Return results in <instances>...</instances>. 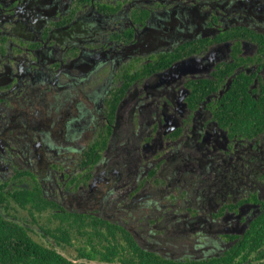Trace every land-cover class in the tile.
Masks as SVG:
<instances>
[{"label":"flooded vegetation","instance_id":"1","mask_svg":"<svg viewBox=\"0 0 264 264\" xmlns=\"http://www.w3.org/2000/svg\"><path fill=\"white\" fill-rule=\"evenodd\" d=\"M241 30L264 38V0H0V192H39L51 206L25 209L51 213L57 226L34 228L32 216L2 209L3 218L54 248L77 237L76 252L114 225L161 256L142 241L157 232L147 227L140 240L126 228L128 202L150 205L139 192L151 181L169 195L141 219L210 222L218 250L161 257L223 255L264 212V134L230 136L213 118L231 79L218 67L238 64L236 74L256 75L250 91L264 88V54ZM221 76L228 81L196 100L191 81ZM124 108L134 133L122 132ZM167 171L178 184L161 183ZM198 185L207 192L192 205L187 187ZM58 230L70 245L52 239Z\"/></svg>","mask_w":264,"mask_h":264},{"label":"trees","instance_id":"2","mask_svg":"<svg viewBox=\"0 0 264 264\" xmlns=\"http://www.w3.org/2000/svg\"><path fill=\"white\" fill-rule=\"evenodd\" d=\"M258 47V55L264 54V38L247 30H241ZM262 65V63H257ZM239 65L227 69L218 67L217 71L231 76L230 83L213 109L214 120L230 136L253 138L264 134V88L262 92L250 91V84L256 75L245 72L235 73ZM219 77L210 80L191 81L190 87L196 90L195 98L201 101L218 89L220 83L228 78ZM118 94L112 104L111 117L114 116ZM0 192V264H260L264 260V212L253 220L244 234L238 238L223 255L200 261H172L142 249L131 234L121 227L110 225V237L100 234L87 235L86 248L79 249L74 259L65 257L52 246H44L35 241L24 227L5 220L1 210L7 209L8 200L25 209L33 206L41 211L46 202L39 192L21 191L9 196ZM7 203V204H5ZM44 203V204H43ZM99 221L100 220H96ZM52 234V239L69 244L68 236L62 231ZM99 246H98V245Z\"/></svg>","mask_w":264,"mask_h":264},{"label":"rangeland","instance_id":"3","mask_svg":"<svg viewBox=\"0 0 264 264\" xmlns=\"http://www.w3.org/2000/svg\"><path fill=\"white\" fill-rule=\"evenodd\" d=\"M128 103V102H127ZM127 108H130L129 105L126 106ZM136 114V113H135ZM120 118L122 122V132L125 131L128 133L130 130L131 132H135L138 130L137 126H133L134 123L132 118H129L128 109L124 108L123 111L120 112ZM136 125V124H135ZM121 134V132L119 133ZM118 140V139H117ZM116 140V141H117ZM260 144L264 149V138L260 139ZM117 146L116 142L115 145ZM113 148V145H112ZM167 167V166H166ZM163 173V171H162ZM173 175V172H166L164 174V177L161 180V183H165V180L169 181L170 183H176L173 180H171V176ZM174 177H179L177 174ZM182 176L180 175V178ZM190 181V180H189ZM180 184L187 183L184 178H181ZM189 186L187 187L189 190L188 196L193 199L192 205L196 204V199L204 198L207 191L206 186L204 185H198L196 186L197 189L194 191L196 187ZM160 188L157 187L155 182H149L144 188L139 192L140 195L143 193H148L147 199H152V201H148L151 206L153 207H159L160 200H162L163 195L166 193L160 192ZM192 189V190H191ZM163 190V189H160ZM169 191V190H168ZM167 191V192H168ZM175 192H171V196L174 195ZM166 195H169L166 194ZM163 201V200H162ZM164 203V202H163ZM191 204H188V206L193 207ZM128 207L126 208L127 212L130 213L133 217L130 218V223L126 225V228L132 231L140 240L141 235L144 237L147 236V233L145 229L152 228V231L157 232V234L154 233L153 237L148 238L144 241V243L149 244V247L154 250L156 253L160 254L161 256L167 257V258H183V257H195V256H201L209 255V254H215L218 252L217 248L213 246V240L210 238L208 233H211L213 231L212 223H204L203 225H200L199 223L193 222L190 219H171L166 222H154V219H148V220H142L140 212H145L146 214L150 211L148 208V205L146 208H143L140 210V201L134 200L132 202H128ZM179 208H183V203L181 202L178 205ZM4 212H8L10 215L18 217L22 220H27L30 218V216L33 217L34 223L33 227H43L44 229L48 230H54L57 226L56 220L53 218L51 213H36L33 210H22L14 203L9 204V207ZM207 230V235L205 234L204 230ZM150 233V232H148ZM32 238L37 241L38 243L45 245V246H51L50 241H46L41 236H39L36 233L30 234ZM72 247L67 246H55V249L64 255L65 257L74 259L76 256V251L78 247L81 246V241L77 238L72 236ZM54 246V245H53ZM264 264V263H263Z\"/></svg>","mask_w":264,"mask_h":264}]
</instances>
